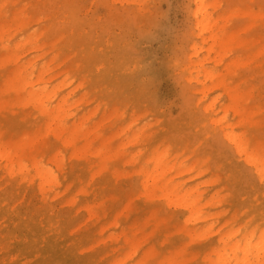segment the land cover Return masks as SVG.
Masks as SVG:
<instances>
[{"label":"rangeland","instance_id":"374dc122","mask_svg":"<svg viewBox=\"0 0 264 264\" xmlns=\"http://www.w3.org/2000/svg\"><path fill=\"white\" fill-rule=\"evenodd\" d=\"M0 2H5L10 13L23 12L31 17L29 34L34 30L43 34L42 43L47 46L41 59L42 62L53 60L51 88L65 84L56 99H69L68 124L84 119L81 121L92 132L89 137L94 143L92 152L102 150L109 159L96 164V171L89 174L80 155L64 148L54 136L43 137L40 116L30 109L23 120L9 116L1 122L6 140L29 135L43 137L40 138L42 150L62 155L63 169L58 171L59 176L72 188L70 194L44 201L38 184L18 183L13 192V187H6L5 176L0 173V196L19 215L32 217L37 211H52L70 232L84 233L95 226L82 207L90 204L96 207L99 222L112 225L111 233L124 231L140 241L141 249L135 260L144 257L149 264H158L163 256L181 253L185 248L188 252L183 257L185 264H193L195 255L208 252L218 243L220 227L215 223L213 233L205 238H192L186 229L188 215L184 210L170 204L158 192L144 194L147 174L140 172V165L130 159L136 157L141 163L157 151L170 159L168 179L180 183L183 189H197L204 203L214 198L213 205L205 210L222 219V233L230 227L228 222L234 220V229L241 231L238 238L253 230H256L254 243L261 240L260 236L263 238L264 179L219 127L207 119L205 107L210 99L202 100L199 86L190 80L191 71L186 68L194 46H201L194 18L196 0ZM247 10L264 12V0H220L219 7L210 11L214 18L227 14L230 29L241 31L246 39L261 41L264 24L258 21L252 25L243 14ZM206 54L205 49L200 58ZM23 55L27 59L34 57L30 50ZM207 67L213 64L208 63ZM237 73L235 82L243 83L248 107L258 111L246 127L247 138L254 148H260L264 133V67L246 64ZM3 91L0 73V101L7 99ZM219 94L213 91L211 97ZM225 101L223 97L221 103ZM221 116L218 113L216 118ZM231 120H234L232 115ZM81 183L88 186L84 193L80 191ZM71 198L73 201H69ZM216 219L211 220L216 222ZM17 222L15 213L0 212V237L10 233L12 241L0 251V260H5L9 253L15 254L19 248L14 235H27L22 226H16ZM91 247L85 255L102 262L97 257L106 247L100 245V238L94 232ZM126 252L127 248L123 249L124 255Z\"/></svg>","mask_w":264,"mask_h":264},{"label":"bare ground","instance_id":"6f19581e","mask_svg":"<svg viewBox=\"0 0 264 264\" xmlns=\"http://www.w3.org/2000/svg\"><path fill=\"white\" fill-rule=\"evenodd\" d=\"M219 1L196 0L194 18L201 46H194V52L186 68L191 71L190 80L198 84L203 95L202 100L210 99L205 107L207 119L212 120V123L219 127L238 153L245 156L247 162L260 175L261 170L264 169V156L261 155L260 148L253 147L246 134V127L258 111L254 112L248 107V93L245 92L243 83L237 84L235 78L238 75L237 71L243 65L264 67V39L263 42L246 39L241 31L230 29L228 16L225 13L214 18L210 10L217 9ZM5 5V2H0V52L2 53L0 73L4 86L2 93L7 97L0 101V173L5 176L3 179L6 180V187H13V192L18 188V183L38 184L43 200L47 201L70 194L72 188L65 183L63 176H59L58 171L63 169L62 155L50 154L42 150L40 140L43 137L54 136L64 148L72 149L76 155H80L81 160L86 163L89 174L96 171V164H103L109 159L102 150L97 153L92 152L94 143L89 139L92 132L83 122L84 119L72 125L68 124L69 99L66 97L56 99L60 88L65 84L62 82L57 87L51 88L53 60L42 62L41 59L45 57L44 51L47 46L42 43L43 34H39L36 30L29 34L31 17L23 12L10 13ZM243 14L252 21V25L258 21L264 24V12L247 10ZM205 49L207 54L200 58V53ZM239 49L242 51L238 52ZM29 50L34 53V57L27 59L23 54ZM208 63H212L213 67H207ZM213 91H218L220 94L211 97ZM223 97H226V101L221 103ZM27 109H30L34 115L40 116L39 129L40 132L45 133V136L42 135L41 138L37 135H29L19 140H6L5 126L1 122L9 116L23 120ZM218 113H222L220 118H216ZM231 115L234 120L229 121ZM235 129H243L244 132L237 133ZM137 138L135 137V140ZM169 161V157L158 154L157 151L156 155L142 160L141 163L136 157L130 159V162L140 165V172L147 174L143 184L146 196L158 192L170 204L187 213L185 224L192 238H205L214 232L215 223H218L220 227L217 231V235L220 236L218 243L208 252L195 255L196 260L193 264H264L261 236L259 242H253L256 230L249 234L246 232L238 238L241 231L234 229L235 222L231 220L228 222L230 227L222 233L223 225L220 223L222 219L220 217L216 219L214 214L212 216L205 210L213 205L214 198L204 203L203 195L197 189H183L180 183L168 179L167 174L171 170L167 166ZM150 164L153 165L152 172ZM163 164H165L164 169L161 167ZM87 189L86 184H80L82 193ZM82 207L87 211L89 220L95 224L89 229L91 234L88 231L70 232L63 220L52 211H37L32 217L21 216L16 208L10 206L8 200L0 196V212L15 213L19 219L16 226H22L27 232L25 236L14 235L18 239L19 248L15 254H7L5 260H0V264H149L142 259L144 257L135 260L141 244L134 234L128 236L124 231L121 234L111 233L112 225L98 221L99 215L95 206L84 204ZM212 217L216 222L211 220ZM199 224L202 226H198ZM93 232L94 236L100 238V245L104 244L106 247L104 255L101 253L100 258L97 257L102 262L94 256L85 255L86 250L92 248ZM262 237L264 238V235ZM10 239V233L0 237V246L3 244L0 251L9 246L12 242ZM7 242L9 243L6 244ZM125 248H127L126 256L123 254ZM130 250L132 251L129 252ZM186 253L188 252L185 248L181 253H169L163 256L158 264H185L183 257Z\"/></svg>","mask_w":264,"mask_h":264},{"label":"snow or ice","instance_id":"6c2138e0","mask_svg":"<svg viewBox=\"0 0 264 264\" xmlns=\"http://www.w3.org/2000/svg\"><path fill=\"white\" fill-rule=\"evenodd\" d=\"M46 7H49V8H53L55 7V5H47ZM119 7V6H117ZM136 7H143V5H137ZM132 9L129 8V12H131ZM241 133L243 134L244 130L241 129L240 130ZM260 152H261V155L264 156V133H262V141H261V144H260ZM261 177L264 178V169L261 170V173H260ZM261 247L264 248V238H262V242H261Z\"/></svg>","mask_w":264,"mask_h":264}]
</instances>
